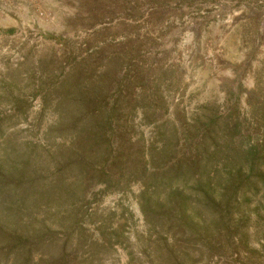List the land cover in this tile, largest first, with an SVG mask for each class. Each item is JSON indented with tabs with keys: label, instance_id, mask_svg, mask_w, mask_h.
Wrapping results in <instances>:
<instances>
[{
	"label": "rangeland",
	"instance_id": "obj_1",
	"mask_svg": "<svg viewBox=\"0 0 264 264\" xmlns=\"http://www.w3.org/2000/svg\"><path fill=\"white\" fill-rule=\"evenodd\" d=\"M0 181V264L9 232L59 264H264V0H0Z\"/></svg>",
	"mask_w": 264,
	"mask_h": 264
},
{
	"label": "trees",
	"instance_id": "obj_2",
	"mask_svg": "<svg viewBox=\"0 0 264 264\" xmlns=\"http://www.w3.org/2000/svg\"><path fill=\"white\" fill-rule=\"evenodd\" d=\"M100 136L102 138V141L105 142V146L107 147L106 149L112 152V148H114V152L117 153L116 159L117 158L119 159L121 155V151L124 152L121 145L119 143H116L113 147H110V144L107 141L108 136L103 133ZM125 143H126L125 146L127 148L125 147L124 149L128 151L125 153V156L127 157L125 163L130 162V164L127 166L128 170L126 174L127 176H133V178L131 179L128 178V180L139 181L140 180L139 175L142 174V171L144 173L146 172L144 154L147 153L148 146L143 147L141 145V148H134V142H129V140H126ZM73 154L77 156L73 160V162L76 161L77 164L76 166L78 167L77 171L81 172L83 176L85 175L86 177H90L89 175L90 172L94 171L95 168L92 165V163H90V161L86 159L89 157H86L85 153L83 152L74 151ZM186 166H187V161L184 162L183 167L180 161H178L177 163H172L166 170H164L163 173L166 174L168 178L175 176L177 178L178 175L181 173L182 174L186 173L185 175H188V171L190 168H186ZM195 166L197 169L196 172L193 174V179L189 181L190 182L189 189H191L192 194L195 196V199L193 201H195L197 205L199 204V208L201 210H207L209 212L210 210L213 209V206L215 205V200L210 191L208 179L205 178L206 175L205 168L203 166L201 167V165H195ZM97 172H99L98 175L99 177L97 178V181L103 183L104 185L105 184L109 185V181L112 178L110 169L99 168ZM167 177L163 175L162 178L164 181H160L159 185L164 184L167 188L170 184H172V182H169L170 180ZM118 179L120 180L121 177H119ZM2 182L3 181H0V192H3L5 187V183ZM181 185L183 187V184ZM154 187L155 189H158L159 186L155 184ZM183 192H184V188L183 189L174 188L173 190L166 192L167 194L164 200L166 201V203L170 204L169 201L170 198H177V199L181 198L182 196H184ZM203 228H205V218H202L201 220V229ZM43 237H44L43 235L38 234L31 236L30 239L27 237L25 239L22 238L19 233L9 232L5 234V239L9 247L6 249L3 255H5V257L8 258L7 260L8 264H15L16 262L20 263V261H23L22 264H26V263L28 264L29 262L31 264H59L58 262H61L62 257L43 261L41 257L38 256L36 260H33L34 255L32 250H34L35 253V250H39L40 248H42L43 246L42 244L44 243ZM0 252L1 253L3 252L2 248H0ZM49 253L50 252H48V256L53 257Z\"/></svg>",
	"mask_w": 264,
	"mask_h": 264
}]
</instances>
